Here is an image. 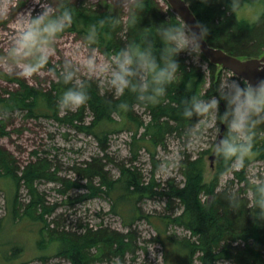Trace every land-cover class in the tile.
Here are the masks:
<instances>
[{
    "label": "trees",
    "instance_id": "1",
    "mask_svg": "<svg viewBox=\"0 0 264 264\" xmlns=\"http://www.w3.org/2000/svg\"><path fill=\"white\" fill-rule=\"evenodd\" d=\"M162 1L163 5L160 0H143L137 22L130 25L128 11L126 19H123L117 8L112 11L90 6L83 1L59 0L58 6L71 8L73 21L58 37L75 33L85 37L88 44L104 56L113 57L115 52L128 43L139 42L145 35L154 34L155 27L160 23L180 20L167 1ZM186 2L198 22L207 25L206 40L209 45L245 59L264 56V0H239V7L235 11L231 10L230 0ZM134 3L135 1L129 6ZM249 7L258 11L257 16L256 13H252L251 18L245 16ZM254 17L256 18L253 19ZM93 24L97 26L96 39L89 41L88 28ZM156 46H161L158 39ZM199 58L206 64L205 70L191 62L185 53L179 55V78L168 85L165 96L158 103H145L129 92L116 95L102 89L96 81L83 80L89 95L88 101L80 105L75 112L65 109L66 114L63 117L60 116L62 108L58 104L59 97L67 87L74 86L76 81L65 83L60 78V71L52 66L50 61L43 68L51 67L58 79L52 82L49 90L32 86L20 78L4 77L17 83L19 89L11 92L8 98H0L1 111L26 110L27 117L54 118L69 123L79 132L93 136L103 151V157L93 159L92 162L86 163L85 167L77 168L79 180L71 181L58 178L57 173L51 171V165L42 160L28 164L21 171L11 154L0 148V176L4 174L10 177L18 191L22 183L28 191V203H21L17 199L15 215L18 216L22 211L27 218L42 223L39 232L41 235L47 234L49 241L55 243L59 258L67 260L70 264H95L113 257L123 258L127 253L135 252L132 227L138 220L146 219L157 231L156 240L165 247L169 246L165 255L166 264H193L195 259L201 264H217L220 260L234 264H264V220L255 217L257 184L251 183L246 177V168L252 160L264 162V140L260 134L255 138L245 166L239 171L232 168L234 178L229 180L225 187H219V179L232 170L225 171L229 167V161L219 155L215 167L216 174L209 182L205 177V155L193 158L183 154L180 162L183 183L168 180L164 191L161 192L156 190L158 184L154 178L146 182L142 172L132 164L138 160L141 151L145 150L151 155L156 168L155 155L160 148H166L168 137L182 139L188 136L189 130L193 129L198 119L195 116L188 119L182 115L184 100L192 96L207 99L218 94L221 72L226 70H219L210 64L202 53ZM240 80L246 84V81ZM122 103H126L127 107H120ZM137 107L144 109L148 114V122L136 116ZM87 112L92 116L88 123ZM124 131L133 134L129 145L132 165H119L120 176L115 179L106 169L107 163L104 160L108 162L109 137ZM8 134L7 122L1 120L0 137ZM43 179L61 181L64 187L60 192L63 193L73 188H84L85 193L78 196L80 202L108 196L113 200L111 213L122 219L124 226L129 229L128 232L121 233L105 226L97 229L85 226L81 227L80 232L66 230L56 220L48 221L56 207L50 206L35 187L36 182ZM235 181L243 186L235 190ZM261 181H264L262 175L259 177V183ZM249 191L252 192V199L248 197ZM158 195L166 198L168 209L173 210L178 206L180 212L174 217L151 221L150 216L143 213L139 203L144 198ZM230 201L239 206L230 207ZM169 226L182 227L190 236L178 238L167 234L166 229ZM12 250L14 253L11 259L19 258L23 251L17 246ZM42 261V264L46 263V259Z\"/></svg>",
    "mask_w": 264,
    "mask_h": 264
},
{
    "label": "rangeland",
    "instance_id": "2",
    "mask_svg": "<svg viewBox=\"0 0 264 264\" xmlns=\"http://www.w3.org/2000/svg\"><path fill=\"white\" fill-rule=\"evenodd\" d=\"M83 1L90 6L108 8L110 10H120L123 19L128 11V7L135 0H73ZM50 3L57 7L59 0H0V58L6 55L9 43L18 30L19 25L15 18L19 13L32 10L33 14L41 10V4ZM161 5L164 4L160 0ZM248 18L253 17L252 13H257L249 7L245 12ZM254 17L253 19H255ZM55 52L49 57L52 66L62 71L66 60H70L77 70V81L93 80L104 90L113 92L106 84V69L110 66L109 62L113 57L104 56L98 49L92 48L85 37L73 33H67L58 37L54 41ZM91 49H95L98 59L97 70L92 73L84 64V57L89 54ZM186 57L202 67L207 68L200 58L193 59L185 53ZM245 59L244 57H242ZM5 76L20 78L28 84L37 88L49 90L53 81L58 77L51 67L41 68L31 77H24L18 74V69L10 71L0 59V98H8L11 92L19 89V85L5 79ZM228 79H238L231 72H221L220 84ZM241 81V80H240ZM242 82V81H241ZM210 84V83H209ZM78 108V107H77ZM71 109L75 112L77 110ZM224 111V103L221 101L220 112ZM136 116L145 122L150 120L144 109L137 107ZM66 114L65 109H61L60 116ZM27 111L5 112L0 109V121L7 122V136L0 137V148L8 151L21 171L25 166L40 160L46 161L51 165V171H55L58 178L78 181L76 169L85 167L86 163L93 159L103 157L98 141L91 135L79 132L69 123L57 121L54 118H32L27 117ZM92 116L86 114V122H90ZM217 123L213 122L207 126H197L192 135L178 139L169 136L166 148H160L155 155L154 168L151 155L142 150L138 160L132 163L142 172L145 181L149 182L154 178L158 184L157 191H164L163 188L168 180H175L178 184L183 183V176L180 171V162L183 154L191 155L193 158L205 155L207 181H212L216 174L215 170L210 172V162L208 157L213 154V149L217 140L218 131L221 133L222 124L217 129ZM224 127V131H225ZM143 129L140 130L142 132ZM199 132L197 136L195 133ZM132 132L112 134L109 137L108 162L106 169L113 178L120 176L119 165H132L130 159V143ZM264 140V133H261ZM218 155V154H217ZM217 159L214 163L217 165ZM240 167H234L239 171ZM154 171V172H152ZM20 174V173H19ZM260 175L264 176V162L252 160L246 168V177L253 184L259 183ZM234 178V171L222 175L219 179V187H225L227 182ZM98 183V180L95 182ZM243 184L237 181L234 183L235 190L241 188ZM35 187L44 196L50 206H55V212L48 217V221L56 220L66 230H79L81 227L88 226L97 229L100 226L109 227L121 233H127L128 228L124 226L122 219L111 213L113 200L108 196H99L85 201H79L78 196L85 193L84 188H73L67 193L60 192L63 189L61 181L40 180ZM249 199H252V192H248ZM17 199L21 203H28V191L22 183L20 191L17 190L15 183L10 177L4 174L0 176V264H42V259H46L45 264H70L67 260L57 256L55 243L49 241L47 234H40L42 223L33 221L26 217L22 211L15 215V204ZM210 200L211 197H208ZM143 213L150 216L151 221H158L161 218L174 217L180 212L178 206L174 209L167 208V200L162 196L144 198L139 203ZM23 214V215H22ZM83 229V228H82ZM134 240V253H127L123 258H111L108 261L95 264H166L165 255L169 246L165 247L156 239L157 231L149 220L140 219L132 227ZM167 234L175 235L178 238L189 237L190 234L182 227L169 226ZM162 239V238H161ZM21 247V256L11 259L12 248ZM7 251V252H6ZM6 252V253H4ZM20 255V254H19ZM193 264H201L195 259ZM217 264H234L232 262L220 260ZM261 264V263H257Z\"/></svg>",
    "mask_w": 264,
    "mask_h": 264
},
{
    "label": "clouds",
    "instance_id": "3",
    "mask_svg": "<svg viewBox=\"0 0 264 264\" xmlns=\"http://www.w3.org/2000/svg\"><path fill=\"white\" fill-rule=\"evenodd\" d=\"M143 7V0H135L128 7V21L135 25L138 11ZM230 7L235 11L239 0H230ZM73 21L71 8L53 7L50 3L41 4V10L33 14L32 10L19 13L15 22L19 25L9 43L6 55L0 59L8 70L18 69V74L31 77L48 63L55 52L54 41ZM97 26L90 25L87 39L95 41ZM208 34L207 25L196 22L195 27L180 20H168L155 27L154 34H148L139 42L132 41L115 52L110 66L106 69V84L116 95L125 92L134 93L136 98L145 103H158L165 96L168 85L177 81L180 73L178 57L187 53L197 59L202 51L203 42ZM160 41L157 48L156 40ZM84 64L94 73L98 67L95 49L84 57ZM65 83L77 81V70L70 60H66L60 72ZM89 99L86 83L78 81L67 87L59 97L62 109L71 110L85 104ZM221 101L224 111L220 112ZM122 108L127 104L122 103ZM182 115L191 119L197 117L189 135L197 126L217 123L225 126L221 135L218 131L215 152L229 167L243 168L251 154L255 138L264 133V78L255 83H242L238 79H228L218 86V94L204 99L192 96L183 102ZM197 136L199 132L195 133ZM230 207H238L230 201ZM255 217L264 220V181L255 187Z\"/></svg>",
    "mask_w": 264,
    "mask_h": 264
},
{
    "label": "water",
    "instance_id": "4",
    "mask_svg": "<svg viewBox=\"0 0 264 264\" xmlns=\"http://www.w3.org/2000/svg\"><path fill=\"white\" fill-rule=\"evenodd\" d=\"M168 5L171 7L173 13L177 17L186 22L189 26L195 27L198 19L191 10L186 0H166ZM201 53L207 59V61L216 66L219 70H228L237 77L248 82L255 83L258 79L264 78V56L258 58L242 59L241 57L233 56L225 52L221 48H216L209 45L205 39L202 46ZM224 125H222L221 135L224 132ZM217 154L215 152V146L213 154L208 157L210 162V172L215 170V161Z\"/></svg>",
    "mask_w": 264,
    "mask_h": 264
},
{
    "label": "bare ground",
    "instance_id": "5",
    "mask_svg": "<svg viewBox=\"0 0 264 264\" xmlns=\"http://www.w3.org/2000/svg\"><path fill=\"white\" fill-rule=\"evenodd\" d=\"M223 70V69H222ZM226 71H228V70H226ZM230 72V71H229ZM232 73V72H231Z\"/></svg>",
    "mask_w": 264,
    "mask_h": 264
}]
</instances>
